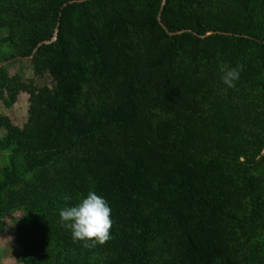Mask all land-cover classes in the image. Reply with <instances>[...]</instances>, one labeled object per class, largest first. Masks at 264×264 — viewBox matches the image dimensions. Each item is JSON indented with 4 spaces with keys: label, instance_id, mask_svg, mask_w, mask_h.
Here are the masks:
<instances>
[{
    "label": "trees",
    "instance_id": "obj_1",
    "mask_svg": "<svg viewBox=\"0 0 264 264\" xmlns=\"http://www.w3.org/2000/svg\"><path fill=\"white\" fill-rule=\"evenodd\" d=\"M25 3L0 27L55 85L0 69L1 93L29 96L0 172V222L24 211L21 262L151 264L163 242L181 264H217L221 224L264 219V0ZM220 64L239 69L233 87ZM89 191L111 208L102 245L60 222ZM259 238L243 264H264Z\"/></svg>",
    "mask_w": 264,
    "mask_h": 264
},
{
    "label": "rangeland",
    "instance_id": "obj_2",
    "mask_svg": "<svg viewBox=\"0 0 264 264\" xmlns=\"http://www.w3.org/2000/svg\"><path fill=\"white\" fill-rule=\"evenodd\" d=\"M22 1L26 2L24 8L30 7L31 0H0V20L11 21V14H6V10L17 7ZM8 35L9 28L7 26L0 27V69L6 71L9 76L18 77L24 84L32 87L53 88L55 83L48 71L33 62L35 51L33 50L29 56H22L26 50V44L21 38L23 35L17 31L13 40L7 41ZM28 106L29 96L26 91L19 89L13 99L4 92H0V172L1 168L8 163L9 157V148L5 143V138L15 128H22L26 123ZM156 114L161 116L155 111L153 118H158ZM260 155L263 162L264 150L257 157ZM23 213V209L19 208L9 210L3 215L0 222V264H23L20 260V246L17 242L18 226L24 219ZM262 214L264 217V212ZM220 229L215 240H217V244L218 242L225 243V248L220 254L217 264H243L252 245L260 239L259 235L264 233V219L258 218L250 223L236 222L229 227L223 223ZM162 243L159 247L155 245L151 264H181V257L177 256L178 251H174L173 248Z\"/></svg>",
    "mask_w": 264,
    "mask_h": 264
},
{
    "label": "clouds",
    "instance_id": "obj_3",
    "mask_svg": "<svg viewBox=\"0 0 264 264\" xmlns=\"http://www.w3.org/2000/svg\"><path fill=\"white\" fill-rule=\"evenodd\" d=\"M222 83L231 88L239 79L238 68H230L226 64L219 65ZM67 201L70 197H64ZM111 208L107 201L94 191H89L73 206H66L59 212L61 224L71 231L74 242L82 241L85 246L88 242L92 245L104 244L110 239L112 220Z\"/></svg>",
    "mask_w": 264,
    "mask_h": 264
}]
</instances>
